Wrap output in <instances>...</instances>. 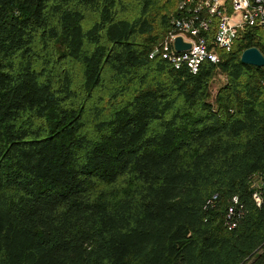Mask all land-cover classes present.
Segmentation results:
<instances>
[{
  "label": "trees",
  "instance_id": "obj_1",
  "mask_svg": "<svg viewBox=\"0 0 264 264\" xmlns=\"http://www.w3.org/2000/svg\"><path fill=\"white\" fill-rule=\"evenodd\" d=\"M180 1L0 0V264H264V31L175 69Z\"/></svg>",
  "mask_w": 264,
  "mask_h": 264
},
{
  "label": "built area",
  "instance_id": "obj_2",
  "mask_svg": "<svg viewBox=\"0 0 264 264\" xmlns=\"http://www.w3.org/2000/svg\"><path fill=\"white\" fill-rule=\"evenodd\" d=\"M177 12L178 16L171 19L169 31L163 41L151 51L149 58L160 54L175 69L186 67L191 74H196L204 61L216 64V50L229 52L238 34L244 29L254 27L264 31V0H246V5L244 0H182L177 6ZM213 25V47L209 48L204 34ZM177 37L184 44L190 45L189 50H175L174 41ZM252 198L259 206V194L253 193ZM232 213L233 207H230L226 216L229 230L235 226L230 221Z\"/></svg>",
  "mask_w": 264,
  "mask_h": 264
},
{
  "label": "water",
  "instance_id": "obj_3",
  "mask_svg": "<svg viewBox=\"0 0 264 264\" xmlns=\"http://www.w3.org/2000/svg\"><path fill=\"white\" fill-rule=\"evenodd\" d=\"M174 47L177 52L189 50L190 45L184 44L180 37L174 41ZM240 62L245 65L262 68L264 67V56L256 48H249L244 50L240 55Z\"/></svg>",
  "mask_w": 264,
  "mask_h": 264
},
{
  "label": "rangeland",
  "instance_id": "obj_4",
  "mask_svg": "<svg viewBox=\"0 0 264 264\" xmlns=\"http://www.w3.org/2000/svg\"><path fill=\"white\" fill-rule=\"evenodd\" d=\"M224 81L223 76L217 75L214 80L211 83V93L214 95L218 87L222 84Z\"/></svg>",
  "mask_w": 264,
  "mask_h": 264
},
{
  "label": "clouds",
  "instance_id": "obj_5",
  "mask_svg": "<svg viewBox=\"0 0 264 264\" xmlns=\"http://www.w3.org/2000/svg\"><path fill=\"white\" fill-rule=\"evenodd\" d=\"M244 3H245V5H246V0H244ZM213 59H215V58H213Z\"/></svg>",
  "mask_w": 264,
  "mask_h": 264
}]
</instances>
